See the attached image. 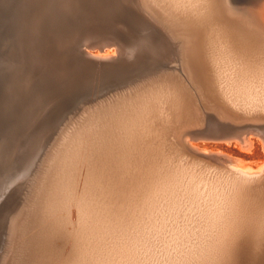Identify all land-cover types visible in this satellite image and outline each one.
<instances>
[{"label": "bare ground", "instance_id": "bare-ground-1", "mask_svg": "<svg viewBox=\"0 0 264 264\" xmlns=\"http://www.w3.org/2000/svg\"><path fill=\"white\" fill-rule=\"evenodd\" d=\"M198 1L0 0V200L88 98L135 84L112 100L104 97L99 113L89 112L86 140L76 136L79 129L76 145L52 157L53 168L39 181L42 200L33 204L42 222L52 221L14 250L13 264H92L108 246L147 233L161 264H264V161L257 170L242 168L235 155L205 147L252 154L259 144L264 155V88L232 82L231 66L211 49L209 35L219 14L231 31L237 25L240 40L252 47L240 66L264 85V0L253 20L235 17L227 0H209L210 10ZM70 12L94 13L118 29L105 25L114 42H100L103 32L99 53L90 51L93 41L85 46L90 49L76 73L61 53L73 41L81 45L68 31L76 17L65 26ZM110 59L115 62H98ZM172 66L179 71H168ZM163 197L166 211L160 212Z\"/></svg>", "mask_w": 264, "mask_h": 264}, {"label": "rangeland", "instance_id": "rangeland-1", "mask_svg": "<svg viewBox=\"0 0 264 264\" xmlns=\"http://www.w3.org/2000/svg\"><path fill=\"white\" fill-rule=\"evenodd\" d=\"M227 1H228V3H227ZM226 1V4H227V6H228V10H229V12L230 13H234L235 14V17H239L240 19H244V18H246V19H249V20H253V19H255L254 18V13L257 11V9L259 8V6L262 4V1L261 0H258V2H256V6H255V2H251V1H254V0H227ZM249 1V2H248ZM199 3H203L202 4V6H200V7H202V8H204V9H208L209 7H210V5H211V7H212V5L213 4H211V2L209 1V0H200V1H198ZM247 2L250 4L251 3V5H249V4H247ZM259 2H261V3H259ZM208 4V5H207ZM259 5V6H258ZM233 6V7H232ZM210 7V8H211ZM258 7V8H257ZM210 8L208 9V10H210ZM207 10V11H208ZM239 11V12H238ZM147 13H148V11H146ZM145 12V13H146ZM73 13H69V14H66L65 16L68 18V16H69V18H68V20H67V18L65 19V26H67L69 23L68 22H71V19H73L72 21H74L75 20V17L76 16H74L75 14H73ZM93 14V15H92ZM149 14V13H148ZM73 16V18H72V16ZM92 15V16H91ZM220 16H219V19H220V21H218V23H216L215 25H213L212 27H211V29H210V31H209V35H211L210 37H211V39L213 40V42L215 43L214 44V46H212L211 47V49L213 48H215V50H216V53H221L220 54V56H221V58L222 59H224V61H225V63H226V65H229L230 64V66H231V68L233 69V67H234V69H233V71H232V69L231 68H229V71L227 70V72L226 73H230V75H228V77H230L231 78V81L232 82H236V83H238V84H242V85H246L245 83L247 82V81H250V82H247V85H248V83H251V84H249L248 86H250L249 88L251 89V88H254L255 90H257V89H260L261 87L260 86H262L263 88H264V85L263 84H258V83H256L255 84V81L254 80H252V79H250V78H248V77H246V76H248V74L247 73H245V70H243L242 68V66H240V65H244L245 63H246V61H247V59H244V57L245 56H248L247 55V50L248 49H250V48H252L251 47V45H249V43H246L245 41H243L242 42V40H240V38H239V36H238V33L237 32H235V30L234 29H238V28H236L237 27V25H235L236 27H234V29H232V31L229 29V23L228 22H226V21H224L223 20V17H222V15L221 14H219ZM237 15V16H236ZM65 16H63L64 18H65ZM89 16V18H87ZM95 16V17H94ZM71 17V18H70ZM78 17V16H77ZM76 17V21H77V19H78V23H76V21H74V22H71L68 26V31H69V34H70V36L71 37H73V38H75L76 36H78V37H76V39H77V42H78V39H79V42H78V44H77V46H79V44L81 43V45L79 46V47H76V44L75 45H73V43L75 42V41H73L72 43H70V44H68L69 46H67V47H65L63 50L64 51H62L61 53H63L62 55H63V57H64V59L66 58L67 59V63H68V66H69V70L71 69L72 70V72L73 73H76L79 69H81L83 66H84V63H85V54H84V52L86 51L85 49H87V48H85V46H87V45H94V46H90L91 47V49H90V47L87 49V50H89L90 49V51L94 54H96V53H99L98 51H99V48H96V47H98L97 45L98 44H100V42H104V43H106L105 42V40L107 41V42H110L111 43V41H113V40H111V38L113 39V37H115V34L114 35H112L111 36V34H113V32H115V31H118V29H116L115 27H114V25H113V27L110 25L111 23H109V21L105 24V25H109L110 27H105V25H104V23L106 22V20L105 19H103V18H98V16H96L94 13H91L90 15H87V17L86 16H80V17H78L77 18ZM84 18L83 20H81V19H79V18ZM86 17V18H85ZM97 17V18H96ZM244 17V18H243ZM87 19V20H86ZM93 19H94V21H93ZM98 19H100L99 21H100V23L101 24H97L95 21H97ZM218 19V20H219ZM86 20V21H85ZM92 20V21H91ZM101 20H103V21H105V22H103V24H102V22H101ZM68 21V22H67ZM99 21H97V22H99ZM223 21H224V23H223ZM91 22V23H90ZM92 22H94V23H92ZM222 22V23H221ZM73 23V24H72ZM86 23V24H85ZM87 23H89V25L87 24ZM217 24H218V26H217ZM84 25V26H83ZM95 25H97V26H95ZM104 25V26H103ZM223 25H225V27L223 26ZM233 25V24H232ZM74 26V27H73ZM79 26V27H78ZM92 27V28H91ZM94 27V28H93ZM98 29H97V28ZM103 27V29H101ZM104 27H105V29H104ZM89 28V29H88ZM95 28L97 29V31H95L96 33H97V35H94V33H93V31L95 30ZM113 30V32L110 30ZM114 28V29H113ZM215 28H217L216 29V32H215ZM224 28V29H223ZM226 28H227V30H226ZM78 31H77V30ZM90 29H94L93 31H91ZM107 29V31L108 32H110L109 34H108V32H104L103 30H106ZM73 30V31H72ZM83 30H85V31H83ZM87 30H90L92 33H91V35L90 34H88V33H90V31L88 32ZM110 30V31H109ZM225 30V31H224ZM230 30V31H229ZM76 33H75V32ZM99 31V32H98ZM105 34H104V33ZM230 32V33H229ZM73 33H74V35L76 34V36L74 37V35H73ZM85 33V34H84ZM87 33V34H86ZM95 33V34H96ZM103 33V34H102ZM223 33H224V35H223ZM226 33H227V36H225L226 35ZM233 33V34H232ZM78 34V35H77ZM80 34V35H79ZM103 35V37H102V35ZM230 34V35H229ZM84 35H85V38H83L84 37ZM101 35V36H100ZM229 35V36H228ZM80 36V37H79ZM92 36H94V37H92ZM110 36V37H109ZM220 36V37H219ZM247 36H250L249 34H247ZM86 37H88L89 38V41L86 39ZM101 37L102 38H104V39H101ZM92 38H94L93 40H90V39H92ZM109 38H110V40H109ZM215 38V39H214ZM218 38V39H217ZM225 38V39H224ZM229 38V39H228ZM81 39V40H80ZM84 39V40H83ZM98 39H101L100 40V42H99V40ZM224 39V40H223ZM98 42H97V41ZM104 40V41H103ZM236 40V41H235ZM93 41V42H92ZM96 41V42H95ZM87 42H90V44H88ZM91 42H92V44H91ZM114 42V41H113ZM219 42V43H218ZM229 42V43H228ZM238 42V43H237ZM95 43V44H94ZM227 43V44H226ZM232 43H234V44H232ZM240 43V44H239ZM242 43H243V45H242ZM72 44V45H71ZM218 44H220L219 46H218ZM225 44V45H224ZM245 44V45H244ZM221 45H222V48H221ZM227 45V46H226ZM233 45V46H232ZM236 45V46H235ZM96 46V47H95ZM232 46V47H231ZM247 46V47H246ZM72 48V50H71V52H70V48ZM94 47L97 49H95L94 50ZM223 47H225V48H223ZM234 47H236V48H234ZM244 47H245V49H244ZM84 48V49H83ZM242 48V49H241ZM248 48V49H247ZM76 51H75V50ZM82 49V50H81ZM112 49L114 50V51H116L117 53V55H116V58L117 57H119L120 56V53H119V56H118V51H117V48L114 46V47H112ZM116 49V50H115ZM225 49V50H224ZM238 50V51H237ZM241 50V51H240ZM261 50L263 51V53H262V60H261V63L263 64L262 65V70L264 71V48H261ZM226 51V52H225ZM233 51H235V52H233ZM245 51H246V53H245ZM76 53V54H75ZM86 53V52H85ZM250 52L248 51V54H249ZM75 54V55H74ZM84 54V55H83ZM225 56H224V55ZM235 54V55H234ZM245 54V56H243ZM70 56V58H69V56ZM82 55V56H81ZM229 55V56H228ZM231 55H232V57H231ZM234 55V56H233ZM250 55V54H249ZM66 56H68V57H66ZM79 56V57H78ZM239 56V57H238ZM81 57V58H80ZM84 57V58H83ZM231 57V58H230ZM236 57V58H235ZM82 58L84 59V60H82ZM227 58L229 59L228 61H227ZM246 58V57H245ZM76 59V60H75ZM81 59V60H80ZM86 59L88 60V59H91V58H88V57H86ZM74 60V63L72 62ZM111 61H109V60H103V61H98V62H100V63H114L115 62V59H114V61H113V59H110ZM231 60V61H230ZM243 60V61H242ZM233 61V62H232ZM236 61V62H235ZM263 61V62H262ZM72 62V64H71V66H73L74 65V67L72 68L71 66H70V63ZM79 62V63H78ZM97 62V63H98ZM228 62V63H227ZM231 62V63H230ZM240 63L239 64V66H238V63ZM245 62V63H244ZM232 63L234 64L233 66H232ZM78 64V65H77ZM99 64V63H98ZM237 64V66H235ZM76 65V66H75ZM180 64H178V66H179ZM229 66V67H230ZM240 67V68H239ZM178 69V70H177ZM236 69V70H235ZM70 70V71H71ZM168 71H179V68L178 67H176V66H172V67H170V68H168L167 69ZM241 70H242V73H241ZM234 74H233V73ZM235 72H237V73H235ZM240 72V73H239ZM228 73V74H229ZM238 73H239V75H238ZM236 74V75H235ZM245 74H247V75H245ZM234 75V76H233ZM243 77H241V76ZM237 76V77H236ZM239 77H241V78H239ZM246 77V78H245ZM236 78H238V79H236ZM247 78L249 79V80H247ZM237 81H236V80ZM246 81H245V80ZM252 80V81H251ZM244 81H245V83H244ZM243 82V83H242ZM254 83V84H253ZM135 84H129L128 83V85L127 84H125V86H121V87H119V88H115L116 86H113V87H110L109 89H110V91H109V89H107L104 93H102V94H99V93H97L94 97H92V98H88L84 103H83V105L82 106H79L76 110H75V112L73 111L69 116H68V120L71 122L72 121V123H70L69 121V123L66 121L65 122V124L64 125H62V127L59 129V130H57V134H55V132L52 134V139H51V142H50V145H47V147H46V149L44 150V152H43V154L39 157V159H38V163H37V166L33 169L34 171L32 172V174L30 175V177L27 179V181L25 182V187L23 186L22 187V190H17V193H16V191L14 192V194H13V196L14 197H12L11 196V198H13V200H15L14 202H10V201H13L12 199H10V200H8L9 202H7V204H11V207L9 206V205H7L8 207H10V208H8L7 206V208H8V210H4L3 211V213H6L7 215L9 214V213H11V214H9V216L11 217V219H10V217H9V221H7L8 223L7 224H9V225H7V229L6 230H4V239H6L5 240V243H7L6 245H7V247H5L4 249H5V251H3L2 252V254H1V257H0V264H13V252H14V250L20 245V244H22V243H24L25 241H27V240H29L31 237H33L34 235H36L38 232H40V230L41 229H43L46 225H48L52 220H50V222H48V221H41V219H39V217H38V213L36 212V208L37 207H35L34 208V203H37L38 201H41L42 200V198H41V195H39V193L38 192H40V189L42 188V185L43 184H41V183H39V181L41 180H43L44 181V179L47 177V175H48V171H49V169H50V166L52 167V164H54V163H52L53 161V158H54V156H55V154H57L58 153V151L60 150V149H62V147L64 148L65 146H68V147H73V146H75L76 145V143H77V141L74 139L76 136L80 139V137L82 138V136L83 137H85V140H86V137H87V132H86V130H84V128L85 129H87V125L88 124H85L86 122L88 123L89 122V117H90V114H89V112H91V111H95L94 113L96 114H98L99 112H98V110L101 108L100 106H102V101H104V100H106V98L107 99H113V97H114V95L117 93V92H120V91H122V90H129V88L130 87H133ZM257 85V86H256ZM127 86V87H126ZM247 86V87H248ZM253 86V87H252ZM126 87V88H125ZM256 87V88H255ZM113 89V90H112ZM1 90V89H0ZM116 91V92H115ZM253 92H254V90H252ZM110 93H111V96H109L110 95ZM102 97H103V99H102ZM104 97H106V98H104ZM112 97V98H111ZM102 99V100H101ZM93 101V102H92ZM218 101H220V103L221 104H223L224 102L222 101V100H220V99H218ZM100 102V103H99ZM223 102V103H222ZM86 106V107H85ZM88 106V107H87ZM82 109V110H81ZM94 109H96V110H94ZM260 109H262V110H264V104H263V107H262V105H260ZM81 110V111H80ZM76 114H77V116H76ZM74 115H75V118H74ZM85 115V116H84ZM71 116V117H70ZM77 118V119H76ZM88 120V121H87ZM74 122V123H73ZM77 122V123H76ZM69 124V125H68ZM83 124H85L86 126H84ZM75 125H76V127H75ZM65 126V128H63ZM73 127H74V130H73ZM82 127H83V129H82ZM68 128V129H67ZM71 128V129H70ZM80 129V130H79ZM78 130H79V132H78ZM73 131V132H72ZM75 131H77L76 133H77V135H76V133H75ZM70 132V133H69ZM83 132H85L86 134L84 135V133ZM73 134H74V137H73ZM81 134V135H80ZM66 135H69V137L67 136V137H65ZM76 135V136H75ZM56 137V138H55ZM72 137V138H71ZM174 137H175V139H179V136L178 135H174ZM64 139V140H62V139ZM68 140H67V139ZM55 139V140H54ZM66 139V140H65ZM73 139H74V141H73ZM61 141V142H60ZM68 141V142H67ZM70 141H72V143L70 142ZM66 143V145H65V143ZM64 143V144H63ZM69 143V144H68ZM60 144V145H59ZM55 145V147H52V146H54ZM62 145H64V146H62ZM71 145V146H70ZM49 146V147H48ZM60 146V147H59ZM56 147H58V149H56ZM205 147H207V148H209V149H221L222 151H224V152H226V153H231V154H233V155H235L237 158H239V159H241L242 161H243V163H242V165H243V167L242 168H246V167H249V168H251V169H253V170H257L258 168H259V165L261 164V162H263L264 161V155H263V151H262V148L259 146V144L257 145V148H256V150L254 151V153H252V154H247V153H243V152H241V151H239L236 147H234V146H227V145H205ZM55 150V151H54ZM46 152V153H45ZM54 152V153H53ZM46 156V157H45ZM53 157V158H52ZM47 158V159H46ZM42 160H44L43 162H42ZM57 161V160H56ZM52 163V164H51ZM56 163V162H55ZM49 164V165H48ZM39 165V166H38ZM43 165V166H42ZM81 167V166H80ZM83 167V166H82ZM38 168V169H37ZM53 168V167H52ZM41 169V170H40ZM43 171V172H42ZM256 172V171H255ZM36 180V181H35ZM35 182V183H34ZM37 182V183H36ZM27 183V184H26ZM34 186V187H33ZM40 186V187H39ZM21 188V187H20ZM27 188V189H26ZM33 191V192H32ZM30 193V194H29ZM38 193V194H37ZM36 194V195H35ZM30 195H32V196H30ZM40 196V197H39ZM18 197H19V199H18ZM14 198H17V199H14ZM21 199H22V201H21ZM164 199V200H163ZM19 201H21L20 202V204H19ZM164 201V202H163ZM16 202H17V205H16ZM25 202V203H24ZM13 204V205H12ZM20 205V206H19ZM22 205V206H21ZM25 205H26V207H25ZM37 206V205H36ZM165 206V197H163L162 198V203H161V205H160V207L161 208H163V209H158V210H160V212H163V211H166V208L164 207ZM2 213V215H4ZM4 215L5 217L7 216V215ZM15 214H16V216H15ZM19 214V215H18ZM11 215H13V216H15L14 218H15V220H12V218H13V216H11ZM19 217V218H18ZM36 217H38V218H36ZM8 218V217H7ZM13 218V219H14ZM28 218H29V220H30V223H31V221H35V223L33 224V225H30L29 224V221H28ZM3 225H4V223H5V218L3 217ZM19 219V220H18ZM76 218L74 217L73 218V220H75ZM7 220V219H6ZM18 221V223H17V221ZM11 221V222H10ZM13 221V222H12ZM17 223V224H14V223ZM46 222V223H45ZM42 223V224H41ZM28 224H29V226H28ZM12 225V226H11ZM13 225H14V227H13ZM28 226L27 227V229L25 228V226ZM10 226V227H9ZM9 227V228H8ZM11 227H12V229H11ZM9 230V231H8ZM35 230V231H34ZM8 232V233H7ZM10 234V235H9ZM148 234V233H147ZM147 234L145 235L144 234V236H142V238H139L140 237V235L138 236V237H135L137 240H135V238H134V241H132L131 243L129 242V244H128V242L127 243H116V244H112L111 246H108L107 248H105L104 250H102L96 257H94L93 258V260H92V264H95L96 263V261L99 259L101 262H102V264H116V262H117V264H125L126 262H127V264H161V258H159V257H161V256H156V254L154 253V251H152V249L151 248H153V245H152V243H151V241H150V238H149V235L147 236ZM142 235V234H141ZM146 236V237H145ZM26 237V238H25ZM9 240H8V239ZM21 239V241H19ZM18 242H17V241ZM139 240V241H138ZM13 241H16V242H14L13 243ZM135 242H137V243H134ZM140 242V243H139ZM16 244V245H15ZM127 244L129 245V246H127ZM136 245H137V247H136ZM115 246H117V247H115ZM119 246H123V248L122 249H124V250H122ZM125 246V247H124ZM130 246H132V248L130 247ZM148 246H150V248L148 247ZM71 247H72V244L70 243V245L68 244V246H67V249H66V254L71 250ZM127 247V248H126ZM134 247H135V249H134ZM12 248H13V250H12ZM145 248V249H144ZM69 249V250H68ZM121 249V250H120ZM132 249V250H131ZM134 249V250H133ZM149 251H148V250ZM130 250V251H129ZM141 252H140V251ZM145 250V251H144ZM123 251V252H122ZM144 251V252H143ZM149 252V254H148V252ZM9 252V253H8ZM126 252V253H125ZM135 252V253H134ZM137 252V253H136ZM151 252H152V254H151ZM4 253V254H3ZM103 253V254H102ZM147 254H148V257H147ZM154 254V255H153ZM151 255H153V256H151ZM114 256V257H113ZM148 258V260H147V258ZM151 257H152V259H151ZM157 257V258H156ZM2 258H4V259H2ZM118 258V259H117ZM143 258H145V259H143ZM154 258V259H153ZM160 260H159V259ZM97 259V260H96ZM110 260H111V262H110ZM119 260V261H118ZM121 260H122V263H121ZM141 260V261H140ZM143 260L145 261L144 263H143ZM157 260H158V263H157ZM95 261V262H94ZM147 261H151V262H147ZM108 262V263H107ZM120 262V263H119ZM153 262V263H152ZM155 262V263H154Z\"/></svg>", "mask_w": 264, "mask_h": 264}, {"label": "water", "instance_id": "water-1", "mask_svg": "<svg viewBox=\"0 0 264 264\" xmlns=\"http://www.w3.org/2000/svg\"><path fill=\"white\" fill-rule=\"evenodd\" d=\"M43 150L39 153L37 159H36V163L35 165L31 168V171L30 173L27 175V177L19 182V183H14L12 184L8 190L5 191V194H6V199L5 200H0V257H1V254L2 252L4 251V248L6 247V243H5V240H4V230L7 226V220L5 221L4 225H3V211L5 210V207L7 206V202L9 200V198L11 197V195L14 194L15 191H17L20 187H22L25 182L27 181V179L30 177V175L32 174L33 172V169L37 166V163H38V159L39 157L43 154Z\"/></svg>", "mask_w": 264, "mask_h": 264}]
</instances>
